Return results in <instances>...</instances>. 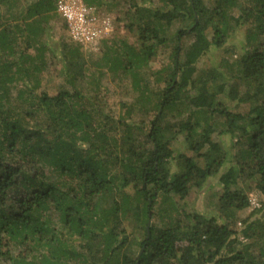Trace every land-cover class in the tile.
<instances>
[{"label": "trees", "instance_id": "obj_1", "mask_svg": "<svg viewBox=\"0 0 264 264\" xmlns=\"http://www.w3.org/2000/svg\"><path fill=\"white\" fill-rule=\"evenodd\" d=\"M56 2L0 0V264H264V0H84L130 34L100 57Z\"/></svg>", "mask_w": 264, "mask_h": 264}, {"label": "rangeland", "instance_id": "obj_2", "mask_svg": "<svg viewBox=\"0 0 264 264\" xmlns=\"http://www.w3.org/2000/svg\"><path fill=\"white\" fill-rule=\"evenodd\" d=\"M99 10V9H98ZM102 12L108 13L110 14L113 18H116V12L115 11H107L106 7L103 10H100ZM59 19H60V23L57 24V28L55 29V31L59 34L60 32L63 33L65 35V38L70 39V34L68 32L67 27H62V25L64 26V24L66 23L65 20L63 19V17L59 14ZM64 23V24H63ZM66 25V24H65ZM176 28V26L174 27ZM246 30L245 29H238L236 31V33L233 34V40H231V43H234L238 46H242L244 44H246L247 41V35H246ZM130 38V34L121 26L118 27L117 29L114 30V33L112 34V36L110 37V39L106 40L105 42H102L100 49L98 51H96L95 53L98 54V57H100L101 53L106 49V46H110L112 45L113 47H115L117 44H120V40L122 39H127ZM106 43V44H104ZM86 50V49H85ZM88 51V50H87ZM94 53V54H95ZM213 56V58H212ZM211 56V59L213 61V63L217 64L219 63V60L222 57V50H216L215 52H213ZM237 53L234 54L233 58H236ZM209 62H211L210 59H208ZM159 63V62H157ZM50 77H47V79H49ZM96 77L94 76H88L85 81H83L82 85V89L84 90V92L89 93V90H91L93 87H95L94 85V81H95ZM63 81L62 77H57L54 76L53 80L51 82H44L46 83V85H48L52 90H56L57 89V85L59 83H61ZM101 85L105 86L106 88H108V94H107V101L112 105L116 102H118L119 100H123L126 99V85L129 84V81L127 80V82H124L122 85L117 83V82H112L111 78H110V74L107 73L105 74V76H103L101 78ZM216 178H211L209 179L202 188L194 190L191 192V194L188 196V198L186 199V206L185 209L188 211H192V212H200V213H205V214H216V198L215 195L216 193H219L220 190V186L218 185V182L216 181ZM258 198V200L260 201V195L256 190H252L250 194H252ZM255 208L257 207H253V206H249L245 211L242 212L241 216H246L249 213H251ZM160 219L157 216L155 217V222H159ZM138 247V246H136ZM139 249V247L137 248Z\"/></svg>", "mask_w": 264, "mask_h": 264}, {"label": "built area", "instance_id": "obj_3", "mask_svg": "<svg viewBox=\"0 0 264 264\" xmlns=\"http://www.w3.org/2000/svg\"><path fill=\"white\" fill-rule=\"evenodd\" d=\"M56 9L65 20L71 39L88 51H98L102 42L114 33V18L86 5L84 0H57ZM249 198L251 206H260L253 193Z\"/></svg>", "mask_w": 264, "mask_h": 264}]
</instances>
